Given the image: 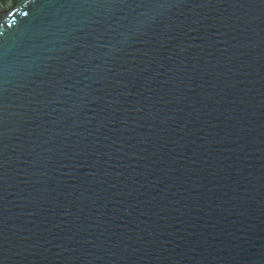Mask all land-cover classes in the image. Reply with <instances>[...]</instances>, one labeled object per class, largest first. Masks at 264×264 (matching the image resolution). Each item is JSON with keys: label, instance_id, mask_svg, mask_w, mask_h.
<instances>
[{"label": "water", "instance_id": "obj_1", "mask_svg": "<svg viewBox=\"0 0 264 264\" xmlns=\"http://www.w3.org/2000/svg\"><path fill=\"white\" fill-rule=\"evenodd\" d=\"M0 264H264V0H0Z\"/></svg>", "mask_w": 264, "mask_h": 264}]
</instances>
